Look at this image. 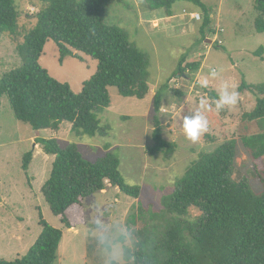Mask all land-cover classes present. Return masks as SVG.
<instances>
[{
  "label": "rangeland",
  "instance_id": "obj_1",
  "mask_svg": "<svg viewBox=\"0 0 264 264\" xmlns=\"http://www.w3.org/2000/svg\"><path fill=\"white\" fill-rule=\"evenodd\" d=\"M203 2L213 14L212 31L207 33L205 40L200 33L202 11L191 3H176L172 9L173 20H161L157 27L149 17L147 22L142 21L144 13H149L144 0H123L122 4L111 3L107 7L105 22L124 29L130 41L147 55L151 92L139 100L122 97L116 88L109 89L111 106L97 114L100 126L107 129L106 136H77L70 123H64L55 136L52 130L38 133L19 121L8 98H2L0 259L13 262L28 253L42 232L40 213L52 227L65 233L57 264H108L96 225L127 226L132 238L125 249H134L136 239L132 231L136 229L147 231L152 245L159 243L171 220L164 204L173 197L177 183L201 155L213 152L230 140L236 142L233 179L236 182L246 179L255 193L264 192V183L255 171L252 153L243 143V136L264 133V122L249 123L243 119L244 114L256 108L257 96L250 92L239 93L237 106L220 112L214 107L216 99L208 96V92L218 94L221 85V80L208 76L212 69L222 70V80L237 91L244 81L249 86L264 84V51L263 58L255 55L259 49H264V33L259 34L255 29L259 16L257 0ZM14 3L21 16L20 30L28 32L36 28L37 14L43 8L41 0H14ZM32 9L37 12H31ZM160 12L165 15L164 10ZM194 13L200 14L201 19H193ZM189 49L192 51L186 63L202 57L201 70L196 74L186 72L185 77L174 76L182 56ZM40 64L50 76L69 84L77 94L98 66L86 56L84 62L68 57L60 63L59 49L53 41L46 45ZM21 66L15 44L8 36L0 35V81L5 74ZM206 78L209 83L203 87ZM165 85L169 87L162 91L163 102L158 117L164 139L177 145L171 159H166L163 153H150L154 147L155 96ZM201 100L205 101L210 130L193 143L186 139L181 123L183 116L197 110ZM37 137L55 138L62 149L75 145L92 162L110 153L116 155L126 183L141 188L139 199L108 186L86 200L85 224L79 228V233L70 232L52 214L41 192L51 176L56 157L47 155L41 145H36ZM29 152H33L34 157L28 181L22 164L24 155ZM201 216L198 208L191 207L186 220L194 223ZM123 264L133 262L125 258Z\"/></svg>",
  "mask_w": 264,
  "mask_h": 264
},
{
  "label": "trees",
  "instance_id": "obj_2",
  "mask_svg": "<svg viewBox=\"0 0 264 264\" xmlns=\"http://www.w3.org/2000/svg\"><path fill=\"white\" fill-rule=\"evenodd\" d=\"M148 11L164 10L169 17L178 2H188L202 11L200 33L205 40L212 31V9L203 0H144ZM37 26L20 30V13L14 0H0V35L8 36L22 60V66L5 74L0 81V106L7 97L16 118L36 132L59 131L70 123L77 136H106L97 114L110 108L109 89L116 88L124 98L143 100L151 92L147 55L130 41L128 33L105 22L111 3L123 0H41ZM259 14L255 29L264 33V0H257ZM53 41L59 49L60 63L66 58L84 62V56L98 63L96 73L75 93L67 83L50 76L40 60L46 45ZM189 49L182 56L174 76L201 70L203 58L187 62ZM264 49L255 55L263 58ZM171 80V79H170ZM169 80V81H170ZM165 85L155 96L152 155L163 153L171 159L177 145L164 139L161 112ZM240 94L257 96L256 108L243 115L249 123L264 122V84L249 86L245 81ZM180 94V93H179ZM208 96L217 99L216 93ZM207 137V135H205ZM47 155L55 156L50 178L42 194L52 214L66 229L85 223L86 200L108 186L139 199L141 188L126 183L119 158L110 153L94 162L87 160L75 145L62 149L58 140L37 137ZM250 149L254 168L264 183V133L243 136ZM33 152L23 157L22 169L29 181ZM236 142L222 143L213 152L200 156L177 183L173 197L164 204L171 216L159 243L152 245L144 229H136L133 250L126 248V259L133 264H264V192L255 193L245 179L236 182L233 171ZM191 207L202 216L194 223L186 220ZM42 232L28 253L13 262L0 259V264H57L63 231L52 227L39 214Z\"/></svg>",
  "mask_w": 264,
  "mask_h": 264
},
{
  "label": "clouds",
  "instance_id": "obj_3",
  "mask_svg": "<svg viewBox=\"0 0 264 264\" xmlns=\"http://www.w3.org/2000/svg\"><path fill=\"white\" fill-rule=\"evenodd\" d=\"M222 71V70H221ZM221 71L212 69L208 76L214 80H221V85L218 91V98L214 101V107L217 112L225 109H232L239 103V92L222 80ZM209 81L204 79L203 87H207ZM205 101L199 102V107L195 111H190L189 115L183 116L181 127L187 140L196 143L206 133L209 132V120L205 115ZM96 230L99 233V241L103 252L108 257V264H122L126 254L125 245L131 238V230L120 224H113L108 227L96 225Z\"/></svg>",
  "mask_w": 264,
  "mask_h": 264
},
{
  "label": "crops",
  "instance_id": "obj_4",
  "mask_svg": "<svg viewBox=\"0 0 264 264\" xmlns=\"http://www.w3.org/2000/svg\"><path fill=\"white\" fill-rule=\"evenodd\" d=\"M160 11H162V10H155V11H149V13H147V12H145L144 14V16L143 17H145L144 18V20L142 19V21H146L147 22V20H149V19H151L152 20V22L155 24V26L157 27V26H159V24H160V21L161 20H167V19H169V20H173V18H174V16H171V17H169L168 15H167V13H166V11L164 12V16H163V13L162 12H160ZM196 14H198V13H194V14H192V15H196ZM149 17V19H147ZM212 18H213V14H212ZM63 125V124H62ZM62 125H61V127H62ZM60 130H61V128H60ZM59 130V131H60ZM59 131H53V136H55ZM85 224V223H84ZM81 227V226H80ZM80 227H78V228H76V229H68L70 232H72V233H75V232H78L79 233V228ZM63 239L65 238V233L63 232ZM63 241V240H62ZM62 244V243H61ZM61 246H60V250H59V253L61 252ZM123 262H125V258L123 259V261H122V264H123Z\"/></svg>",
  "mask_w": 264,
  "mask_h": 264
},
{
  "label": "built area",
  "instance_id": "obj_5",
  "mask_svg": "<svg viewBox=\"0 0 264 264\" xmlns=\"http://www.w3.org/2000/svg\"><path fill=\"white\" fill-rule=\"evenodd\" d=\"M31 12H37V11L35 9H32ZM192 18L195 19V20H200L201 16H200V14H196V15H192Z\"/></svg>",
  "mask_w": 264,
  "mask_h": 264
},
{
  "label": "water",
  "instance_id": "obj_6",
  "mask_svg": "<svg viewBox=\"0 0 264 264\" xmlns=\"http://www.w3.org/2000/svg\"><path fill=\"white\" fill-rule=\"evenodd\" d=\"M206 41H209V42H211V40H209V39H207ZM184 77H185V75H184Z\"/></svg>",
  "mask_w": 264,
  "mask_h": 264
}]
</instances>
